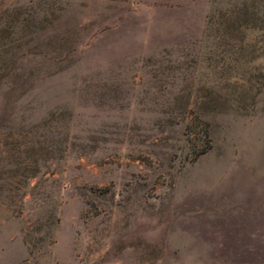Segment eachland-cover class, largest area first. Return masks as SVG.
Returning <instances> with one entry per match:
<instances>
[{"label":"rangeland","instance_id":"obj_1","mask_svg":"<svg viewBox=\"0 0 264 264\" xmlns=\"http://www.w3.org/2000/svg\"><path fill=\"white\" fill-rule=\"evenodd\" d=\"M0 264H264V0H0Z\"/></svg>","mask_w":264,"mask_h":264}]
</instances>
